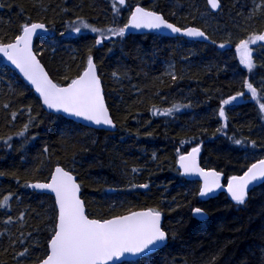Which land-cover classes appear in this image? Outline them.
Instances as JSON below:
<instances>
[{"label": "trees", "instance_id": "obj_1", "mask_svg": "<svg viewBox=\"0 0 264 264\" xmlns=\"http://www.w3.org/2000/svg\"><path fill=\"white\" fill-rule=\"evenodd\" d=\"M220 2L221 10L214 12L207 0H125L124 5L119 0H0L5 42L23 23L47 25L50 33L36 39L35 49L57 83L66 85L65 77L81 73L89 56L95 59L117 124L111 132L46 112L0 56V200L12 195L10 210L0 208V264H35L45 257L55 199L26 185L48 181L57 165L77 176L92 218L147 208L164 214L169 243L140 264H264V183L244 205L226 193L202 201L200 182L185 179L177 167L179 154L200 146L201 164L222 172L226 181L264 158V112L258 107L264 102V41L249 45L251 73L235 51L239 40L264 32V0ZM135 5L178 26L200 27L216 43L155 32L105 38L97 45L99 33L72 30L81 20L102 30L123 27ZM244 79L262 99L251 98ZM238 91L245 96L224 106L226 120L219 117L221 101ZM174 104L184 107L160 114ZM29 107L34 123L18 136L29 121ZM234 139L249 144L235 145ZM250 141H256L255 148ZM145 183L148 189L133 187ZM196 206L208 212L207 220L193 217ZM25 248L28 253L19 256Z\"/></svg>", "mask_w": 264, "mask_h": 264}, {"label": "snow or ice", "instance_id": "obj_2", "mask_svg": "<svg viewBox=\"0 0 264 264\" xmlns=\"http://www.w3.org/2000/svg\"><path fill=\"white\" fill-rule=\"evenodd\" d=\"M119 4L124 5L125 0H119ZM207 5L213 10L221 9L220 0H207ZM0 7L3 5L0 4ZM71 27L76 33H80L82 28L99 33V38L95 41L97 45H100L105 38L124 37L130 29L155 30L161 33L169 31L189 38L208 39L205 32L197 27H178L169 22L163 14L138 5L134 11H131L127 23L123 27H110L102 30L83 20L79 24L74 23ZM41 32H48L44 23H23L19 34L12 40L5 42L0 39V54L35 86L36 92L42 98L43 105H46L48 109H54L57 113L63 112L96 126H107L114 129L116 125L105 103L101 79L93 58L89 56L87 66L77 76L74 78L65 77L66 80H69L66 85L55 83L33 51L34 38L39 37ZM257 41H264V32L253 33L246 39L239 40L235 45L240 64L246 66L249 73L255 67L252 49L249 45L255 44ZM212 43L216 42L212 41ZM219 48H225V44H219ZM169 74L173 80L177 79L174 73L170 72ZM242 84L251 94V98L258 101L262 99L252 82L244 79ZM260 84L264 86V79H261ZM244 96L245 92L238 91L235 95L223 99L219 108V117L226 120L224 106L231 105ZM4 107L7 108L8 105L5 104ZM181 107L184 105L174 104L170 108L163 109L160 114L171 115L174 111H179ZM258 107L261 112H264V102H259ZM27 112L29 121L24 125V131L17 133L18 136H23L24 132L28 130L29 124L34 123L30 107ZM16 115L15 112L11 114L12 120L16 119ZM11 139L8 137V140ZM233 142L235 145L244 147L249 144L241 139H234ZM250 145L255 148L256 141H250ZM44 151L47 152V148ZM200 151L201 148L197 146L187 154H179L178 163L183 174H195L202 177L203 185L199 195L206 197L222 188L221 180L224 174L216 169L206 170L201 167L198 160ZM155 158L154 154L153 159ZM135 171L136 169H133V172ZM259 182H264V158L251 163L242 175L229 177L226 190L232 201L237 205H244L250 186L255 188ZM26 186L33 189L50 190L55 194L57 215L51 235L47 240L46 255L39 261V264H117V261L119 264H131L127 260L119 259L127 255L140 258L134 262V264H140L141 259L149 257L154 250H159L167 245L169 233L162 226L163 213L157 209L129 210L127 214L104 219L90 218L85 209V202L81 199V185L77 182L72 171L66 170L64 167L56 166L48 182H36ZM133 187L148 189L149 185L145 183L133 185ZM11 200V194L5 196L3 200H0V208L10 210ZM193 212L198 217L205 215L201 208H195ZM21 219H23L22 216ZM10 220L9 217L8 222ZM27 253L28 248H25L23 252L19 253V256L23 257Z\"/></svg>", "mask_w": 264, "mask_h": 264}, {"label": "water", "instance_id": "obj_3", "mask_svg": "<svg viewBox=\"0 0 264 264\" xmlns=\"http://www.w3.org/2000/svg\"><path fill=\"white\" fill-rule=\"evenodd\" d=\"M221 3V2H220ZM137 5H135L133 8H132V10L131 11H134V9H135V7H136ZM138 6H141V7H144V6H142V5H138ZM210 7V6H209ZM221 7H222V4H221ZM144 8H146V7H144ZM147 9V8H146ZM150 10V9H149ZM212 11H214V12H218V11H220L221 9H215V10H213V9H211ZM160 13V12H159ZM162 14V13H161ZM130 16V15H129ZM166 18V17H165ZM168 20V19H167ZM169 22H171V23H174V22H172V21H170V20H168ZM45 24V23H44ZM175 24V23H174ZM46 25V24H45ZM177 25V24H176ZM47 26V25H46ZM178 26V25H177ZM178 27H181V26H178ZM186 27H197V26H194V25H189V26H186ZM48 28V27H47ZM197 28H199V29H201L202 31H204L202 28H200V27H197ZM159 33V34H162V35H164V36H167V37H185L186 39H189V40H194V41H200V42H205V43H212V39L209 37V35L205 32V34H206V36L208 37V39H200V38H189V37H186V36H184V35H181V34H173V33H171V32H169V31H164V32H157V31H155V30H147V29H140V30H134V29H130L128 32H126V34L127 35H135V34H148V33ZM48 33H50V30H49V28H48V32L47 33H43V32H41V33H39V36H41V35H43V34H48ZM38 38V37H37ZM37 38H34V41H33V51L37 54V59L38 60H40V62H41V64L44 66V68H45V71L46 72H48V74H49V77L53 80V82H55V83H57L53 78H52V76H51V74L49 73V71H48V69H47V67L44 65V63L41 61V59H40V57H39V54L37 53V51H36V49H35V42H36V39ZM0 56L3 58V60H4V63L9 67V68H11L12 70H14L28 85H29V87L35 92V94L38 96V98L40 99V101H41V103H42V106H43V108H44V110L46 111V112H48V113H53V114H58V115H62V116H64L65 118H67V119H70V120H73V121H75V122H77V123H79V124H82V125H84V126H87V127H91V128H94V129H103V130H107V131H111V132H115V131H117V124H116V122L114 121V119H113V121H114V123H115V125H116V127L113 129V128H109V127H107V126H96V125H93V124H90L89 122H86V121H84V120H82V119H78V118H75V117H72V116H69V115H67V114H65V113H63V112H59V113H57L54 109H48L47 108V106L46 105H43V102H42V98L40 97V95H39V93L38 92H36V90H35V86L34 85H32L31 84V82L30 81H28L24 76H23V74L22 73H20L19 72V70L14 66V65H12L11 64V62L10 61H7V59L2 55V54H0ZM93 58V57H92ZM93 62L96 64V62H95V59L93 58ZM96 67H97V64H96ZM97 73H98V75H99V70H98V67H97ZM100 76V75H99ZM100 79H101V77H100ZM101 84H102V88H103V92H104V96H105V91H104V86H103V82H102V79H101ZM105 103H106V105H107V107H108V104H107V100H106V97H105ZM108 109H109V107H108ZM109 113H110V115L112 116V114H111V112H110V109H109ZM113 118V117H112ZM197 147V146H196ZM200 147V146H199ZM201 148V147H200ZM191 151V149L189 150V151H187V152H190ZM187 152H185V153H183V154H187ZM201 155H202V149H201V151H200V153H199V157H198V160H199V164H200V166L201 167H203V168H205L202 164H201ZM255 163V162H254ZM58 166V165H57ZM59 166H61V165H59ZM61 167H63V166H61ZM177 167H178V169L180 170V172H181V175L185 178V179H187V180H191V181H199L200 182V184H201V186H200V190H201V188H202V185H203V180H202V177H199V176H197V175H195V174H189V175H185V174H183V170L182 169H180L179 168V163H178V161H177ZM206 170H208V169H214V168H205ZM54 170H55V168H54ZM54 170H53V172H54ZM67 170V169H66ZM217 170V169H216ZM218 171V170H217ZM52 172V173H53ZM244 173V172H243ZM242 173V174H243ZM75 177H76V180H77V182L79 183V181H78V179H77V176L74 174V173H72ZM242 174H240V175H242ZM228 180V179H227ZM227 180L225 181L224 180V175H223V177H222V180H221V184H222V188L221 189H218V190H216L214 193H212V194H209L208 196H206V197H201L200 196V198H201V200L202 201H208V200H210V199H212V198H215V197H217V196H219L221 193H226V194H228L227 193V190H226V187H227ZM36 182H41V183H43V182H48V181H34V182H30L29 184H32V183H36ZM264 182H259L258 183V185L256 186V187H258L259 185H261V184H263ZM80 184V183H79ZM255 187V188H256ZM31 190H33V191H36V192H39V193H46V194H50V195H52L53 197H54V199H55V194L54 193H52L50 190H42V189H33V188H31V187H29ZM255 188H252L251 186H250V190H249V193H248V196H249V194L255 189ZM80 195H81V199H83L82 198V188H81V193H80ZM228 196H229V194H228ZM230 197V196H229ZM84 200V199H83ZM195 208H201L203 211H204V213H205V215L204 216H202V217H198L197 215H195L194 214V212L192 211V215H193V217L194 218H196V219H198L199 221H205V220H207L208 218H209V214H208V212L204 209V208H202V207H200V206H196ZM194 208V209H195ZM85 209H86V205H85ZM140 210H144V209H137V210H134V211H140ZM86 212H87V209H86ZM125 214H127V213H125ZM122 215H124V214H122ZM90 218H92V217H90ZM164 221H165V217H164V214H163V217H162V226L164 225ZM169 243V239H168V241H167V244ZM162 248H164V247H162ZM162 248H160L159 250H161ZM159 250H154L153 251V253L152 254H154V253H156V252H158ZM151 254V255H152ZM121 261H123V260H127L128 262H132V261H136V260H138V259H140V258H138V257H134V256H131V255H127L126 257H121V258H119ZM35 264H39V262H37V263H35ZM117 264H119V261H117Z\"/></svg>", "mask_w": 264, "mask_h": 264}]
</instances>
